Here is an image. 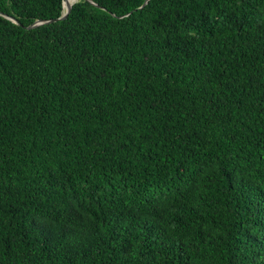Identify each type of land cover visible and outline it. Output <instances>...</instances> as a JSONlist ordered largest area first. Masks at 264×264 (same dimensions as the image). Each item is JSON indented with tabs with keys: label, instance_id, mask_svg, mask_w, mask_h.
<instances>
[{
	"label": "trees",
	"instance_id": "1",
	"mask_svg": "<svg viewBox=\"0 0 264 264\" xmlns=\"http://www.w3.org/2000/svg\"><path fill=\"white\" fill-rule=\"evenodd\" d=\"M91 1L0 0V264H264V0Z\"/></svg>",
	"mask_w": 264,
	"mask_h": 264
},
{
	"label": "water",
	"instance_id": "2",
	"mask_svg": "<svg viewBox=\"0 0 264 264\" xmlns=\"http://www.w3.org/2000/svg\"><path fill=\"white\" fill-rule=\"evenodd\" d=\"M64 1L65 0H62V4H63L64 10H63V13L59 17L51 18V19H40V20H36L32 24H30L29 27L36 26V25H39V24H42V23L53 22V21H56V20L63 19L65 17H67L68 12H69V10L71 8L72 3L75 2L76 0H71L70 2H66V3H64ZM89 1H91V0H89ZM147 1L148 0H144V2L142 3L141 6L145 5L147 3ZM11 19L13 21L17 22L14 18L11 17Z\"/></svg>",
	"mask_w": 264,
	"mask_h": 264
},
{
	"label": "bare ground",
	"instance_id": "3",
	"mask_svg": "<svg viewBox=\"0 0 264 264\" xmlns=\"http://www.w3.org/2000/svg\"><path fill=\"white\" fill-rule=\"evenodd\" d=\"M70 1H71V0H65L64 3H66V2H70Z\"/></svg>",
	"mask_w": 264,
	"mask_h": 264
}]
</instances>
